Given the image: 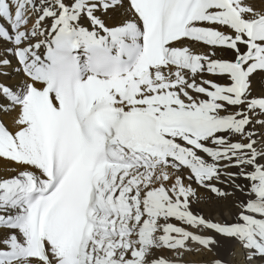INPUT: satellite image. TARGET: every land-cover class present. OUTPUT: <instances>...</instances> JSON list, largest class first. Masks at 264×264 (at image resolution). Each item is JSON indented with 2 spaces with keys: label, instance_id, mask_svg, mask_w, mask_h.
Returning <instances> with one entry per match:
<instances>
[{
  "label": "snow or ice",
  "instance_id": "1",
  "mask_svg": "<svg viewBox=\"0 0 264 264\" xmlns=\"http://www.w3.org/2000/svg\"><path fill=\"white\" fill-rule=\"evenodd\" d=\"M0 20V264H264V10L0 0Z\"/></svg>",
  "mask_w": 264,
  "mask_h": 264
},
{
  "label": "bare ground",
  "instance_id": "2",
  "mask_svg": "<svg viewBox=\"0 0 264 264\" xmlns=\"http://www.w3.org/2000/svg\"><path fill=\"white\" fill-rule=\"evenodd\" d=\"M250 3L257 9V10H264V0H250ZM0 23H4L3 20H0ZM0 51H3V42L0 41ZM9 124L11 123V118H8ZM2 160V158H0ZM10 165H0V178L3 177H10L15 173L9 170ZM212 215L215 219L220 220L224 217H227L229 220L232 219L231 214L224 209H215L212 212ZM195 248L196 246L193 245ZM231 249V245L226 244L225 247L219 249V252L225 258H229V252ZM166 256H169L170 259H173L177 262V264H209V262L213 258L212 253L204 252L201 250L200 252H185L181 256H177L175 253L168 254L165 253Z\"/></svg>",
  "mask_w": 264,
  "mask_h": 264
}]
</instances>
